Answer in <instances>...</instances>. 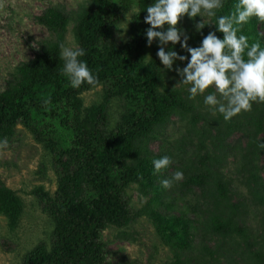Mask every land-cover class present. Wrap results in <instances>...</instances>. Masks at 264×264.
Masks as SVG:
<instances>
[{
    "label": "trees",
    "instance_id": "1",
    "mask_svg": "<svg viewBox=\"0 0 264 264\" xmlns=\"http://www.w3.org/2000/svg\"><path fill=\"white\" fill-rule=\"evenodd\" d=\"M153 2L136 0L141 11L132 16L126 40L117 25L130 10L131 0H90L71 15L51 7L36 17L49 36L38 42L33 57L16 66L13 83L8 80L7 88L0 90V141L11 139L21 124L54 154L58 178L53 195L43 186L33 191L42 211L51 218V244L38 243L20 264H105L107 245L102 232L110 226L129 227L141 217L151 220L162 242L175 249V264H205L192 254L182 257V249L192 250L188 238L194 235L189 225L201 226L208 240H216L214 249L202 246L209 261L223 257L232 263L239 256L235 264H264V251L254 248L256 243L246 226L250 209L264 207V166L259 164L264 151L257 148V142L264 141V103H254L251 111L226 122L203 104V97L190 100L183 88L166 87L157 55L146 61L149 25L144 16ZM236 3L238 0H225L218 15H230ZM200 19L185 16L177 25L191 37L188 43L192 47L199 46L203 38L195 29ZM202 19L215 22L214 18ZM70 22L75 23L78 46L85 49L80 59L97 77L96 84L104 85L102 101L87 108L80 94L93 85L71 87L60 58L59 45L64 44ZM213 30L215 25L210 23L201 31L207 35ZM241 33L249 37L250 44L261 43L256 17L238 35ZM217 35L223 38V33ZM151 46L158 50L155 41ZM175 50L190 55L179 44ZM114 98H119L122 113L115 128L108 131ZM171 118L184 123L181 137L165 145L159 156L152 155L150 139L162 134ZM237 132L241 136L230 142ZM61 141L67 144L62 146ZM187 144L192 145L190 152ZM175 154L181 155L177 159ZM165 155L178 161L168 178L177 170L184 173V179L168 189L153 166L154 159ZM231 159L235 178L223 172ZM131 184L158 192L157 209L151 204L132 208L127 192ZM237 184L247 188V196L234 202ZM188 194L198 199L190 206L195 217L190 220L182 213L184 217L178 220L187 219V226L180 235L173 231L176 226L168 225L169 216L176 206L175 197ZM22 206L16 192L0 181V214L7 218L10 230L18 226ZM121 236L127 234L121 232Z\"/></svg>",
    "mask_w": 264,
    "mask_h": 264
},
{
    "label": "rangeland",
    "instance_id": "2",
    "mask_svg": "<svg viewBox=\"0 0 264 264\" xmlns=\"http://www.w3.org/2000/svg\"><path fill=\"white\" fill-rule=\"evenodd\" d=\"M89 1L0 0V90L7 88L6 83L8 80L10 84L13 83L12 73L15 72L16 66L33 57L38 42L49 36L46 29L37 23L36 17L51 7L71 15L72 10L78 9L79 6L88 5ZM131 1L130 10L126 13L122 22L117 25V31L122 40L127 39V32L131 24V20L128 22L127 20L131 19L136 13V9H138L136 0ZM74 25L75 23L70 22L67 28L64 40V45L67 47H79L74 36ZM257 31L258 38L261 39V46L264 47V22L258 19ZM165 50H167V47ZM157 51L149 46L146 61H149V56L152 58ZM184 65L177 60L174 62L173 67L175 69L177 66L183 67ZM162 72L166 87L183 88L187 92V86L179 82L181 77L174 70L164 69L162 65ZM103 95L104 85L102 83L95 84L80 94L84 108L100 103ZM118 99L114 98L111 102L108 131H112L120 121L122 108ZM170 121L171 125H168L162 134L150 139L149 149L153 153L152 155L159 156L165 145H172L181 137L184 123H180L178 118H171ZM15 130V134L11 139L0 141V181L15 191L22 199L23 212L19 224L14 230L9 229L7 218L0 214V264H20L25 255L38 243L44 241L50 245L54 229L51 218L42 211L38 199L33 193L34 189L39 186H43L52 195L55 193L58 166L56 167L54 154L38 142L29 130L21 124H18ZM56 131L59 134H66L62 129ZM239 136L241 134L237 132L229 138V141L232 142ZM58 138L61 139L60 136ZM61 144L64 146L67 143L61 141ZM191 147V144L186 145L188 152H190ZM175 155L178 159L181 154ZM189 155L187 154V156ZM177 162H172L167 169L161 171L160 177L163 180L167 179L174 171L173 166ZM259 164L264 166V153L259 158ZM233 167L234 162L231 159L227 169L223 171L226 177H233ZM262 174L264 176V171ZM156 183H158V180ZM127 192L131 197V207L134 209H139L145 204H151L155 209L159 206L158 200H156L158 192H155L154 189L141 190L139 185L131 184ZM246 196L247 188L237 184L232 200L237 202ZM179 197H175L176 201L173 202L176 206L170 213L168 225L176 226L173 231L183 235L186 230L187 219L184 221L178 219L186 214L190 220H193L195 215L190 206L195 205L198 199L193 194L185 195L183 198ZM161 212L166 214L168 211L163 210ZM249 213L246 226L250 228L251 240L256 243L254 248L264 251V221L262 219L264 207L262 208L259 205L258 208H251ZM190 224L192 223L190 222ZM191 227L193 225H189L188 230L193 233L194 237L189 236L188 240L192 245V250L182 249L183 258H187L192 254L196 258L204 260L205 264H235V258L239 259V256L235 257L231 260L232 263L227 262L223 257L209 261V258L201 251L202 246L206 245L214 249L216 240H208L201 226ZM121 232H125L127 236L122 237ZM102 237L107 245L105 264H175V249L162 242L152 221L147 217H141L131 226L122 229L110 226L102 232ZM190 262L189 264H192V261Z\"/></svg>",
    "mask_w": 264,
    "mask_h": 264
},
{
    "label": "clouds",
    "instance_id": "3",
    "mask_svg": "<svg viewBox=\"0 0 264 264\" xmlns=\"http://www.w3.org/2000/svg\"><path fill=\"white\" fill-rule=\"evenodd\" d=\"M224 5L225 0H154L146 7L144 21L149 25L145 31L146 43L148 46L157 43L156 55L163 68L174 70L181 77L179 82L187 86L190 100L203 97V104L227 122L251 111L254 103H264V47L259 41L250 44L249 37L242 33L238 35L253 17L264 22V0H238L230 15H218ZM140 11L136 9L135 14L139 15ZM185 16L191 20L201 18L195 23L196 31L203 36L199 46H190L191 37L177 26ZM203 17L214 18L215 22H204ZM210 23L215 25V30L203 35L201 30ZM217 32L223 33V38ZM177 44L190 55L176 51ZM59 47L63 72L71 87L80 88L84 83L95 85L97 77L80 59L85 49L62 43ZM177 60L187 63L174 69ZM257 148L264 151V141L257 142ZM171 164L172 158L167 155L154 159V173L159 174ZM183 179V171L177 170L161 184L168 189Z\"/></svg>",
    "mask_w": 264,
    "mask_h": 264
}]
</instances>
